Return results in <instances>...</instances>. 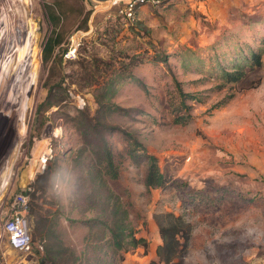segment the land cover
<instances>
[{
  "label": "rangeland",
  "instance_id": "374dc122",
  "mask_svg": "<svg viewBox=\"0 0 264 264\" xmlns=\"http://www.w3.org/2000/svg\"><path fill=\"white\" fill-rule=\"evenodd\" d=\"M125 1L0 0V264H93L94 248L84 258L88 233L109 223L116 202L105 185L95 198L100 134L119 167L107 187L141 239L113 255L105 231L103 258L157 260L161 227L189 235L182 264H264V0H159L133 20L121 12ZM54 33L60 43L43 60ZM254 53L262 66L248 72ZM235 70L248 79L228 81ZM179 87L197 98L189 111ZM102 94L105 109L94 98ZM115 128L157 157L164 187L144 186L146 162L129 158ZM20 193L29 196L27 253L3 232Z\"/></svg>",
  "mask_w": 264,
  "mask_h": 264
},
{
  "label": "trees",
  "instance_id": "16d2710c",
  "mask_svg": "<svg viewBox=\"0 0 264 264\" xmlns=\"http://www.w3.org/2000/svg\"><path fill=\"white\" fill-rule=\"evenodd\" d=\"M55 13L52 12L49 19L55 21ZM60 39L57 38V34L54 33V35L50 38H48L42 48V59L47 60L48 56H50L55 48L56 45H58L60 42ZM262 66V60L260 53H254L251 58V62L249 65L248 72L258 71ZM247 74V73H246ZM245 74L244 71L235 70L232 72H225L224 76L227 78L230 82H237L240 81L243 76L246 79H248V76ZM259 80L256 79V82ZM253 80H249V84L252 83ZM254 83V82H253ZM252 85V84H251ZM256 83H254L255 86ZM178 95L180 97V102L182 107H185L187 111L190 110L189 105L186 104L187 100H197L196 96H194L191 93L184 92L180 87L178 88ZM95 101L101 108H106L110 104L104 100V95L95 96ZM45 105L50 107L52 102L47 100L45 102ZM97 117H92V119H95ZM189 118H191V113H187L186 115L183 114H177L173 120L176 123H186ZM86 121H90V117L85 119ZM89 128L95 130L94 125H85L83 132H87ZM108 129H114V127H108ZM123 133L124 139H126V147L128 149V155L129 158L136 163L146 162V172L144 177V186L147 189L152 188H162L164 187L168 182V177L166 174H164L158 165L157 157L153 154H150L146 148L140 143V141L134 137L131 133L123 130V129H116ZM101 137L97 139V141H100V144L98 145V156L101 160V163H103V168L99 170L97 173L94 174L93 178L97 181L96 187L98 188V191L96 192V201L101 202L104 193L102 191V186L105 185L106 188V197L108 199H112L115 197L116 202L112 204L110 209V217L111 220L109 223L102 222L100 226L96 228H91L90 232L88 233L87 240H86V252L84 253V258H86V262H90V255L87 254L89 252V248L94 250H91L93 253V259L91 262L93 264H120L121 261H117L116 258L111 260H106L103 258V256L100 254L102 251V245L100 244V241H102L103 237L105 236V231L109 235V240L107 241L109 249L111 250L112 254L115 255L117 252H120L121 250L127 251L129 247L136 248L140 245V238H137L135 236V233L130 226L128 222V215L129 211L128 209L122 205L120 198L118 196H115L113 191L107 187V181L105 180V177H107L110 180H116L119 177V167L118 163L115 159L113 150L111 148L110 142L104 135L100 134ZM93 140H88L87 144L88 146H91L93 144ZM99 220V219H96ZM179 233H182L181 230L175 232L172 235H168L167 232L160 227V235L162 237V243L157 245L156 247V255L157 260H151L148 264H182V258L185 256L187 252L188 242L190 240L189 235H180ZM104 234V235H103ZM179 236V237H178ZM100 244V245H98ZM60 254H65L63 251ZM106 254V253H105ZM61 259H65L63 256H61ZM122 259V258H121ZM120 259V260H121ZM126 264V263H122ZM141 264V263H137Z\"/></svg>",
  "mask_w": 264,
  "mask_h": 264
},
{
  "label": "built area",
  "instance_id": "2783aa9c",
  "mask_svg": "<svg viewBox=\"0 0 264 264\" xmlns=\"http://www.w3.org/2000/svg\"><path fill=\"white\" fill-rule=\"evenodd\" d=\"M158 3L159 0H126L125 6L121 10L126 19L133 20L137 9L145 3ZM72 49L68 50L65 54V57L73 55L77 41H74V38L71 39ZM15 204L17 209L13 214L4 222L3 232L7 238L9 246L19 250L21 252H30L32 249V240L29 234L28 227V210H29V196L25 193H20L15 198ZM39 249L42 250V246H39Z\"/></svg>",
  "mask_w": 264,
  "mask_h": 264
},
{
  "label": "bare ground",
  "instance_id": "6f19581e",
  "mask_svg": "<svg viewBox=\"0 0 264 264\" xmlns=\"http://www.w3.org/2000/svg\"><path fill=\"white\" fill-rule=\"evenodd\" d=\"M47 156H48V152L46 150H43L39 155V160L36 162V167H35V169L37 168L36 171H40L42 168L45 167Z\"/></svg>",
  "mask_w": 264,
  "mask_h": 264
},
{
  "label": "water",
  "instance_id": "95a60500",
  "mask_svg": "<svg viewBox=\"0 0 264 264\" xmlns=\"http://www.w3.org/2000/svg\"><path fill=\"white\" fill-rule=\"evenodd\" d=\"M99 2H106V1H111V0H97Z\"/></svg>",
  "mask_w": 264,
  "mask_h": 264
}]
</instances>
